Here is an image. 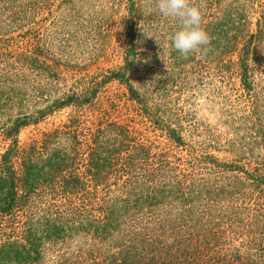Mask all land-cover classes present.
I'll return each mask as SVG.
<instances>
[{
  "label": "trees",
  "instance_id": "obj_1",
  "mask_svg": "<svg viewBox=\"0 0 264 264\" xmlns=\"http://www.w3.org/2000/svg\"><path fill=\"white\" fill-rule=\"evenodd\" d=\"M122 1L121 68L89 85H52L61 69L30 29L19 33L23 46L0 44V264H264V94H250L244 138L223 142L228 156L195 147L129 78L141 9ZM247 2L256 4L252 21L243 0H202L211 36L203 57L250 93L264 85V0ZM8 6L19 27L20 9ZM167 49L171 68L192 59ZM111 79L166 149L97 100ZM63 108V120L19 138ZM75 235L83 243L74 249Z\"/></svg>",
  "mask_w": 264,
  "mask_h": 264
},
{
  "label": "rangeland",
  "instance_id": "obj_2",
  "mask_svg": "<svg viewBox=\"0 0 264 264\" xmlns=\"http://www.w3.org/2000/svg\"><path fill=\"white\" fill-rule=\"evenodd\" d=\"M137 1L141 9L135 23L137 58L129 78L147 105H155L165 122L181 126L186 140L194 146L201 145V149L228 156L223 142L231 137L244 138L243 114L250 104V94L254 90L264 94V85H250V93H247L238 84L232 69L217 70L212 56L204 58L197 52L184 64L171 68L167 48L178 22L163 17L156 8V0ZM243 1L247 3V15L252 21L256 4ZM194 2L201 7L203 16L202 0ZM8 5L20 9L19 15L23 18H18L19 27L15 24L17 21L12 23L13 18L7 16ZM3 6L5 9L0 8V44L8 45V49L21 47L25 39L19 33L27 29L34 31L59 64L60 78L52 83L58 90L70 85H89L108 69L121 68L122 0H12ZM3 6L0 2V7ZM249 27H253L252 22ZM28 36L31 38L30 34ZM127 96L124 85L111 79L100 86L97 100L112 117L133 119L135 126L143 129L154 144L162 147L165 142L166 149L167 138L160 130L149 126L145 117L141 118L137 102ZM67 111L68 108L53 111L38 123L22 128L19 138L23 140L37 130L58 123Z\"/></svg>",
  "mask_w": 264,
  "mask_h": 264
},
{
  "label": "clouds",
  "instance_id": "obj_3",
  "mask_svg": "<svg viewBox=\"0 0 264 264\" xmlns=\"http://www.w3.org/2000/svg\"><path fill=\"white\" fill-rule=\"evenodd\" d=\"M156 8L163 17L179 23L178 30L170 37L171 50L185 58L190 53H207L211 36L202 26L201 7L194 0H156ZM82 243L78 235L73 236L74 249Z\"/></svg>",
  "mask_w": 264,
  "mask_h": 264
}]
</instances>
